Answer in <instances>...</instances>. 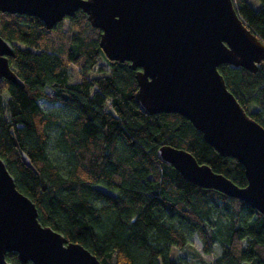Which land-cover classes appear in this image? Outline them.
Segmentation results:
<instances>
[{
    "label": "trees",
    "instance_id": "1",
    "mask_svg": "<svg viewBox=\"0 0 264 264\" xmlns=\"http://www.w3.org/2000/svg\"><path fill=\"white\" fill-rule=\"evenodd\" d=\"M259 1V10L250 0L234 4L264 44ZM0 32L14 49L10 64L25 86L0 83V158L43 226L102 264H264V216L189 183L157 152L164 145L185 150L241 188L248 185L244 167L222 157L181 115L142 112L137 72L108 59L102 31L83 11L51 30L38 18L0 11ZM219 72L264 128V62L256 73L231 65ZM196 239L210 261L192 252ZM6 260L23 264L16 253Z\"/></svg>",
    "mask_w": 264,
    "mask_h": 264
},
{
    "label": "water",
    "instance_id": "2",
    "mask_svg": "<svg viewBox=\"0 0 264 264\" xmlns=\"http://www.w3.org/2000/svg\"><path fill=\"white\" fill-rule=\"evenodd\" d=\"M0 11L38 18L48 30L83 11L102 31L100 46L108 59L128 62L137 72L141 111L184 117L222 157L244 167L248 185L238 187L169 145L158 150L159 160L189 183L238 199L264 216V128L219 72L221 65H231L256 73L264 62V44L246 27L234 0H0ZM14 55L0 32V83L24 88L10 64ZM22 158L35 171L27 155ZM94 189L116 198L105 187ZM8 253L23 264H102L40 223L36 205L18 190L0 158V264H10Z\"/></svg>",
    "mask_w": 264,
    "mask_h": 264
},
{
    "label": "rangeland",
    "instance_id": "3",
    "mask_svg": "<svg viewBox=\"0 0 264 264\" xmlns=\"http://www.w3.org/2000/svg\"><path fill=\"white\" fill-rule=\"evenodd\" d=\"M250 2L252 4V6L256 10H259L260 9L261 3H260L259 0H250ZM73 75H74L73 76V80H75L76 79V76H77V72H76L75 69H73ZM192 246H193V248L191 250H192L193 253L202 255V258L205 259V260H207V261H210L211 260L212 256H210V255H203L201 253L202 247H201L200 242L197 239L194 241V243H193ZM178 253H180V252H178ZM176 255H177V253H176ZM180 255H181V253H180Z\"/></svg>",
    "mask_w": 264,
    "mask_h": 264
}]
</instances>
